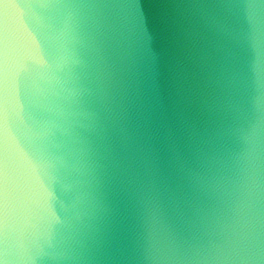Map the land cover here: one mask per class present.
Masks as SVG:
<instances>
[{"label": "clouds", "instance_id": "9594fccd", "mask_svg": "<svg viewBox=\"0 0 264 264\" xmlns=\"http://www.w3.org/2000/svg\"><path fill=\"white\" fill-rule=\"evenodd\" d=\"M0 264H264V0H0Z\"/></svg>", "mask_w": 264, "mask_h": 264}]
</instances>
